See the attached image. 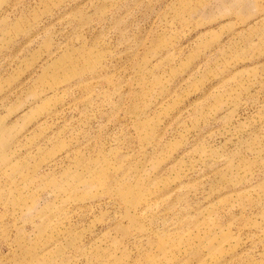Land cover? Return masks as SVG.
Wrapping results in <instances>:
<instances>
[{
  "label": "rangeland",
  "instance_id": "1",
  "mask_svg": "<svg viewBox=\"0 0 264 264\" xmlns=\"http://www.w3.org/2000/svg\"><path fill=\"white\" fill-rule=\"evenodd\" d=\"M0 264H264V0H0Z\"/></svg>",
  "mask_w": 264,
  "mask_h": 264
}]
</instances>
